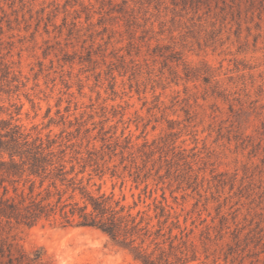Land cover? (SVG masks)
<instances>
[{
    "label": "rangeland",
    "instance_id": "1",
    "mask_svg": "<svg viewBox=\"0 0 264 264\" xmlns=\"http://www.w3.org/2000/svg\"><path fill=\"white\" fill-rule=\"evenodd\" d=\"M0 63V118L22 105L49 160L103 171L91 191L190 264H264V0H0ZM13 234L51 264H141L95 228Z\"/></svg>",
    "mask_w": 264,
    "mask_h": 264
},
{
    "label": "trees",
    "instance_id": "2",
    "mask_svg": "<svg viewBox=\"0 0 264 264\" xmlns=\"http://www.w3.org/2000/svg\"><path fill=\"white\" fill-rule=\"evenodd\" d=\"M15 81L10 67L0 63V101L12 91ZM11 106L15 111L10 118H0V264H51L42 250L25 252L13 234L20 226L32 227L43 221L98 229L141 264H190L197 260L195 252L188 256L181 243L175 244L177 237L169 233L165 238L161 222L153 230L145 212L134 215L136 202L124 204L125 196L115 199L113 192L102 191V184L96 192L91 191V185L96 186L91 184L93 173L102 180L103 171L92 169L85 178L91 164L49 160L51 146L38 143L19 118H14L23 106Z\"/></svg>",
    "mask_w": 264,
    "mask_h": 264
}]
</instances>
